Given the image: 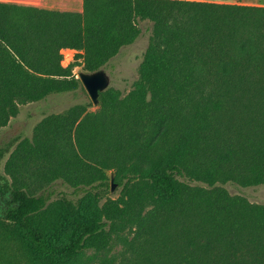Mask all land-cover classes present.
Returning <instances> with one entry per match:
<instances>
[{
	"label": "trees",
	"instance_id": "trees-1",
	"mask_svg": "<svg viewBox=\"0 0 264 264\" xmlns=\"http://www.w3.org/2000/svg\"><path fill=\"white\" fill-rule=\"evenodd\" d=\"M140 21L149 36L134 87L101 91L95 111L77 104L49 115L11 152V178L0 172V264H23L17 253L67 264L104 244L115 215L92 189L93 181L108 188L107 170L119 184L144 181L128 195L151 206L138 218L142 247L125 264H264V206L220 185L264 182V5L0 2V127L20 105L74 90L75 66L102 69L141 35ZM16 141L0 145V162ZM33 157L52 173L45 179L86 194L49 201L36 193L25 168Z\"/></svg>",
	"mask_w": 264,
	"mask_h": 264
},
{
	"label": "rangeland",
	"instance_id": "rangeland-1",
	"mask_svg": "<svg viewBox=\"0 0 264 264\" xmlns=\"http://www.w3.org/2000/svg\"><path fill=\"white\" fill-rule=\"evenodd\" d=\"M203 1L264 5V0ZM140 25L142 27L141 35L131 44L123 46L117 55L102 67L109 80L107 88L119 91L122 96L126 95L134 87V82L138 78L139 64L148 44L149 23L140 21ZM80 71H86L82 65H77L73 69L76 77H78ZM77 104L86 105L89 111H95L98 107L93 103L80 79L78 86L72 91L51 94L43 100L20 105L17 114L12 116L6 125L0 127V145L6 140L17 138L11 150L2 158L0 172L10 179L11 175L9 171L12 169L10 156L17 144L23 139L32 141L37 134L36 128L49 115L64 114L70 107ZM32 161L28 160L25 164L28 174L33 175L28 179L29 186L36 193L49 194V201H55L61 196L79 199L86 194L85 189H76L68 183L63 182L58 176H55L51 180L45 179L44 176L46 174L51 175L52 173L47 172V165L42 163L44 162L42 158L33 157ZM17 167L21 170L23 169L20 167L19 162L17 163ZM105 172L109 177L108 188L103 191L104 188L98 185V181H93L95 187L92 191H95L100 196V207H106V209L113 212L115 218L109 221L105 229L103 234L104 244L91 247L83 257L70 260L67 264H125L135 259V250L142 247L144 237L137 233V230H139L137 226L138 218L147 215L151 206H142L135 195L133 198L128 193L136 191L141 187L146 188V183L135 179L131 181L123 180V184H119V181L115 180L114 172L109 170ZM180 178L191 185H206L202 182H196L183 177ZM111 185L114 186V189H111ZM220 185L231 194L242 195L249 201L264 206V182L259 185H241L233 181H223L220 182ZM89 188L90 186L87 189ZM113 204L116 206L110 209ZM127 207L129 208V212L124 210ZM56 235L64 238L66 231L57 228ZM19 252L22 253L21 251ZM22 255L24 254L22 253ZM17 260L18 263L32 264L25 255L23 258L19 253H17Z\"/></svg>",
	"mask_w": 264,
	"mask_h": 264
},
{
	"label": "water",
	"instance_id": "water-1",
	"mask_svg": "<svg viewBox=\"0 0 264 264\" xmlns=\"http://www.w3.org/2000/svg\"><path fill=\"white\" fill-rule=\"evenodd\" d=\"M78 78L83 83L93 103L97 105L99 103L100 92L105 90L109 85V80L104 70L99 69L93 72L80 71ZM111 189H114L113 185H111Z\"/></svg>",
	"mask_w": 264,
	"mask_h": 264
},
{
	"label": "crops",
	"instance_id": "crops-1",
	"mask_svg": "<svg viewBox=\"0 0 264 264\" xmlns=\"http://www.w3.org/2000/svg\"><path fill=\"white\" fill-rule=\"evenodd\" d=\"M58 10H81L82 0H0Z\"/></svg>",
	"mask_w": 264,
	"mask_h": 264
}]
</instances>
